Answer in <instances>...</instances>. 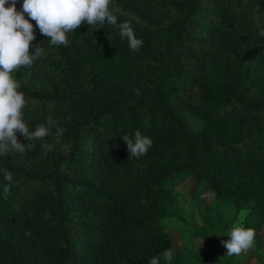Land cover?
<instances>
[{"label":"trees","instance_id":"1","mask_svg":"<svg viewBox=\"0 0 264 264\" xmlns=\"http://www.w3.org/2000/svg\"><path fill=\"white\" fill-rule=\"evenodd\" d=\"M109 11L137 51L106 21L50 45L24 14L30 54L44 52L12 73L22 119L55 126L32 142L18 133L25 152L0 156V264H148L165 249L184 264L163 220L188 179L253 202L243 227L263 225L264 0H111ZM137 130L153 143L130 159L122 137Z\"/></svg>","mask_w":264,"mask_h":264},{"label":"clouds","instance_id":"2","mask_svg":"<svg viewBox=\"0 0 264 264\" xmlns=\"http://www.w3.org/2000/svg\"><path fill=\"white\" fill-rule=\"evenodd\" d=\"M111 0H23L21 11H17V0H0V156L12 151L25 152V145L18 143L17 134L24 135L31 142L49 135L50 129L55 126L54 118L47 117V126L38 124L35 130H30L22 119V109L25 107V97L17 89L20 86L12 76L14 70L22 66H31L33 60L39 58L44 50L41 44L34 47V54L29 49L36 39L32 23L25 19V13L35 21L42 35L48 37L50 45H67L66 33L79 28L82 23L101 25L105 21L119 29L120 38L128 39V47L137 51L143 44L138 40L129 22L117 24V16L109 11ZM10 5V6H6ZM264 37V31L259 33ZM71 119V117H69ZM62 130L57 127V134ZM127 144L132 157L140 158L146 154L153 141L135 132L134 141L128 135L122 137ZM47 151L52 150L51 145H44ZM6 181L13 180V174L7 169L3 170ZM10 186H3V197L7 199ZM245 215L242 211L241 216ZM255 231L240 226H233L224 236L227 241H221L227 250V256H239L253 247ZM161 259L171 264L173 250L165 249L160 257H152L148 264H160Z\"/></svg>","mask_w":264,"mask_h":264},{"label":"rangeland","instance_id":"3","mask_svg":"<svg viewBox=\"0 0 264 264\" xmlns=\"http://www.w3.org/2000/svg\"><path fill=\"white\" fill-rule=\"evenodd\" d=\"M173 195L175 211L163 223L184 264H264V219L253 247L239 256H227L221 243L230 239L224 234L233 226H244L253 202L241 205L221 198L193 179L175 185Z\"/></svg>","mask_w":264,"mask_h":264}]
</instances>
